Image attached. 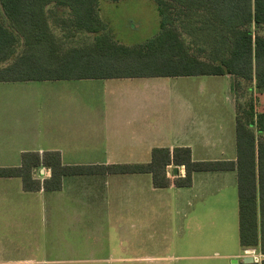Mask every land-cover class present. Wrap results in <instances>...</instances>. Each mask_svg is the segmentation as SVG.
<instances>
[{"label": "trees", "instance_id": "1", "mask_svg": "<svg viewBox=\"0 0 264 264\" xmlns=\"http://www.w3.org/2000/svg\"><path fill=\"white\" fill-rule=\"evenodd\" d=\"M100 1L1 0L11 24L0 21V82L233 76L238 92L246 86L264 94V0H155L160 33L133 47L106 32ZM66 32H86L94 40L65 49ZM236 134V162H196L188 147L157 148L149 163L98 166H66L57 151L26 152L20 167L0 168V178H20L32 193L59 192L74 176L151 175L156 189H167L192 187L195 173L237 171L240 244L260 247L261 263L251 264H264V114L255 112L252 97L238 100ZM176 167H185L186 176L176 175ZM39 168L51 177L37 179Z\"/></svg>", "mask_w": 264, "mask_h": 264}, {"label": "crops", "instance_id": "2", "mask_svg": "<svg viewBox=\"0 0 264 264\" xmlns=\"http://www.w3.org/2000/svg\"><path fill=\"white\" fill-rule=\"evenodd\" d=\"M220 77L228 80L224 94L207 98H196L195 90L201 84L186 82L184 77L0 82V168L20 167L26 152L57 151L66 166H98L149 163L155 149L181 147L190 148L196 162H236L239 81L233 76ZM71 82L78 88L91 87L95 97L104 101L102 114L82 116L79 109L67 108L71 100L61 94V88H68ZM252 94L255 112L264 114V94L256 90ZM58 102L64 103V110L57 109ZM201 105L219 107L221 114L212 109L207 118L199 109ZM175 170L186 176L185 167ZM35 177L44 181L51 177V171L39 168ZM199 183L203 191L215 192L221 201L228 186L238 190V173L199 172L193 176L192 187L172 185L167 189L193 193ZM214 183L220 188L213 187ZM152 188L160 190L154 187L151 175H93L66 177L59 192L30 193L24 191L20 178H0V219L24 214L26 200L48 203L55 217L71 213L84 218L132 217V198L139 192L153 193ZM221 212L227 213L225 208ZM245 249L254 252L245 253V258L263 259L260 247Z\"/></svg>", "mask_w": 264, "mask_h": 264}, {"label": "rangeland", "instance_id": "3", "mask_svg": "<svg viewBox=\"0 0 264 264\" xmlns=\"http://www.w3.org/2000/svg\"><path fill=\"white\" fill-rule=\"evenodd\" d=\"M98 12L109 36L126 46L145 44L160 33L161 16L155 0H101ZM0 21L6 26L11 24L1 0ZM51 26L61 38L62 31ZM259 33L264 36V28ZM65 34V49L94 40V35L86 32ZM22 50L23 45L15 57ZM183 80L201 84L195 90L196 98L219 97L228 83L227 77ZM71 83L61 88V94L71 100L67 108L79 109L82 116L102 114L99 112L105 110L104 101L95 97L91 87L78 88L76 82ZM240 94L241 101L255 99L246 86ZM57 109L64 110V103L58 102ZM199 109L207 118L212 109L219 110L216 115L221 114L219 107L201 105ZM200 186L193 193L187 189L153 188V193L139 192L132 198V217L84 218L73 213L55 217L48 203L26 200L24 214L0 219V264H242L245 253L254 252L240 245L238 190L228 186L223 191L225 198L218 201L215 192L207 194ZM213 187L220 188V184L214 183ZM224 208L227 213L221 212Z\"/></svg>", "mask_w": 264, "mask_h": 264}, {"label": "water", "instance_id": "4", "mask_svg": "<svg viewBox=\"0 0 264 264\" xmlns=\"http://www.w3.org/2000/svg\"><path fill=\"white\" fill-rule=\"evenodd\" d=\"M175 172L178 174L177 170H175ZM254 262H255V259L253 257H247L244 260L245 264H251V263H254ZM234 263H238V261L234 260Z\"/></svg>", "mask_w": 264, "mask_h": 264}, {"label": "built area", "instance_id": "5", "mask_svg": "<svg viewBox=\"0 0 264 264\" xmlns=\"http://www.w3.org/2000/svg\"><path fill=\"white\" fill-rule=\"evenodd\" d=\"M255 259V258H254ZM261 261H262V259H255V262H259V263H261Z\"/></svg>", "mask_w": 264, "mask_h": 264}]
</instances>
